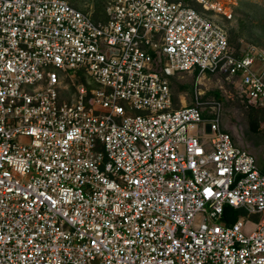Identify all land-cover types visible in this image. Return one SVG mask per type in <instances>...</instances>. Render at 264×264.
Returning a JSON list of instances; mask_svg holds the SVG:
<instances>
[{"label":"built area","instance_id":"1","mask_svg":"<svg viewBox=\"0 0 264 264\" xmlns=\"http://www.w3.org/2000/svg\"><path fill=\"white\" fill-rule=\"evenodd\" d=\"M239 1L0 0V264H264V153L222 121L225 84L264 111Z\"/></svg>","mask_w":264,"mask_h":264},{"label":"rangeland","instance_id":"2","mask_svg":"<svg viewBox=\"0 0 264 264\" xmlns=\"http://www.w3.org/2000/svg\"><path fill=\"white\" fill-rule=\"evenodd\" d=\"M73 4L93 11L95 14V9L98 2L101 5H105L109 0H69ZM236 8V21L234 22L235 27L230 30L233 45L237 49H255L264 50V0H244L239 1ZM98 13V12H97ZM100 13V12H99ZM104 16V14H99ZM257 54V51H254ZM261 62V61H260ZM264 63L261 62V65ZM71 76L75 83L86 82L87 79L77 75L75 71L71 70ZM194 78L190 75H183L175 79L173 83V91L176 97L179 95H185L187 97V103H191V87ZM219 88V83L212 79L209 82L210 93ZM193 88V87H192ZM227 92L222 91L224 97L225 115L222 121L225 122V128L233 131L235 129L241 136L240 144L243 146H248L246 143L249 141L256 148V152L259 154L264 153V111L258 108L247 107L239 99H237L234 94V89L225 84ZM221 92V90H220ZM181 103V102H180ZM258 120V129L253 130L251 127L252 120ZM205 126L204 123L200 124L202 128ZM243 133V134H242ZM253 224H249L251 227Z\"/></svg>","mask_w":264,"mask_h":264},{"label":"trees","instance_id":"3","mask_svg":"<svg viewBox=\"0 0 264 264\" xmlns=\"http://www.w3.org/2000/svg\"><path fill=\"white\" fill-rule=\"evenodd\" d=\"M106 5H107V3L102 6L101 3L98 2L97 7L95 9V15L98 16L100 13L105 15V7H106ZM230 41L233 44L231 36H230ZM212 93L217 98H220V96H221L219 90H214ZM251 127H252V129L254 131L258 129V120L257 119L252 120ZM240 213L241 212L233 209L232 207L226 206V219L229 222H231V223L235 222L238 219Z\"/></svg>","mask_w":264,"mask_h":264},{"label":"crops","instance_id":"4","mask_svg":"<svg viewBox=\"0 0 264 264\" xmlns=\"http://www.w3.org/2000/svg\"><path fill=\"white\" fill-rule=\"evenodd\" d=\"M204 82H206V81H204ZM206 83H207V86H209L208 82H206Z\"/></svg>","mask_w":264,"mask_h":264},{"label":"water","instance_id":"5","mask_svg":"<svg viewBox=\"0 0 264 264\" xmlns=\"http://www.w3.org/2000/svg\"><path fill=\"white\" fill-rule=\"evenodd\" d=\"M256 151V150H255Z\"/></svg>","mask_w":264,"mask_h":264}]
</instances>
